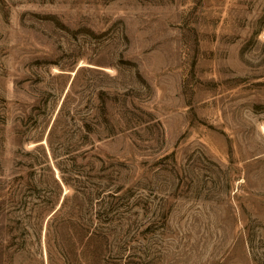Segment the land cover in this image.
I'll list each match as a JSON object with an SVG mask.
<instances>
[{
    "label": "rangeland",
    "instance_id": "obj_1",
    "mask_svg": "<svg viewBox=\"0 0 264 264\" xmlns=\"http://www.w3.org/2000/svg\"><path fill=\"white\" fill-rule=\"evenodd\" d=\"M0 264H264V0H0Z\"/></svg>",
    "mask_w": 264,
    "mask_h": 264
},
{
    "label": "trees",
    "instance_id": "obj_2",
    "mask_svg": "<svg viewBox=\"0 0 264 264\" xmlns=\"http://www.w3.org/2000/svg\"><path fill=\"white\" fill-rule=\"evenodd\" d=\"M66 102H67V97H65V99H64V101H63V103H62V106L60 107V111H59V113H67V110H66ZM59 119L58 118H56V122L58 121ZM54 129H55V126L54 127H52V131L50 132V135L51 134H53L54 133ZM74 168H72V169H69L68 168V172H75V180L76 181H79V184H78V187L79 188H81L80 190H83V189H86V187H85V185H83L84 183H85V181H83L85 178H91V176L90 175H88V174H86V175H82V171H80V170H77L76 168H75V166L77 165L76 164V161L74 160ZM73 166V165H72ZM78 166V165H77ZM60 169H61V167H59ZM62 170V169H61ZM63 172H67V169L66 170H64ZM68 176H70V178H71V173H70V175H68ZM80 177H82V179H78V178H80ZM63 181L64 182H66V183H68V178L67 177H65V175H63ZM56 180V179H55ZM57 181V180H56ZM98 192V191H97ZM109 194H111V193H109ZM113 196H117V195H113ZM92 197H93V193H87V196H86V198L88 199V202H84V201H81L80 202V204H78L77 206H78V208H80V209H82V212L80 213V214H82V213H85L84 212V208L86 207V210L88 211L89 210V208H88V205L92 202ZM66 198H64V204L66 203L65 200ZM114 199H116V198H114ZM119 206V204H118V202H111L110 204H109V206L108 207H105L104 209H101L100 211H98V216H99V218L101 219V223L103 224V223H106V222H108V221H113V220H115V217H116V214H117V212H116V210H117V207ZM62 207V206H61ZM61 207H60V209H61ZM59 222V223H58ZM57 223L58 224H60V225H65V223L66 224H69V223H71V219H70V217L68 216H65V218H62L60 221H58ZM78 225V224H77ZM74 227H76V225L74 226ZM116 231H113L112 229H110L108 232H104L102 229H99V230H96L95 231V237L97 236V237H99L100 239L101 238H106V237H108L109 235H111V234H114ZM98 234V235H97Z\"/></svg>",
    "mask_w": 264,
    "mask_h": 264
},
{
    "label": "water",
    "instance_id": "obj_3",
    "mask_svg": "<svg viewBox=\"0 0 264 264\" xmlns=\"http://www.w3.org/2000/svg\"><path fill=\"white\" fill-rule=\"evenodd\" d=\"M57 178H59V177L57 176Z\"/></svg>",
    "mask_w": 264,
    "mask_h": 264
}]
</instances>
